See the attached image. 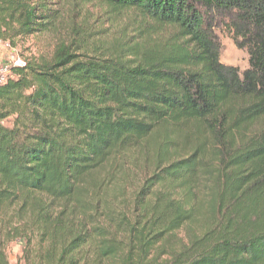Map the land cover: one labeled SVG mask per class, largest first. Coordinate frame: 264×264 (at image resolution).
Wrapping results in <instances>:
<instances>
[{
	"label": "trees",
	"instance_id": "trees-1",
	"mask_svg": "<svg viewBox=\"0 0 264 264\" xmlns=\"http://www.w3.org/2000/svg\"><path fill=\"white\" fill-rule=\"evenodd\" d=\"M67 1L0 0V41L49 34ZM105 3L157 30L61 44L0 84V264L15 242L23 264H264V0Z\"/></svg>",
	"mask_w": 264,
	"mask_h": 264
},
{
	"label": "rangeland",
	"instance_id": "rangeland-1",
	"mask_svg": "<svg viewBox=\"0 0 264 264\" xmlns=\"http://www.w3.org/2000/svg\"><path fill=\"white\" fill-rule=\"evenodd\" d=\"M219 24H222L221 20ZM220 25L214 30L220 62L243 71L247 68L248 54L245 50L236 48ZM151 30L157 29L153 23L143 19L135 11H112L105 0H68L64 5L62 20L54 31L14 42L0 41V64L13 63L15 60L24 62L41 58L49 59L59 45L72 43L75 47L87 44L98 37L97 33L100 31L107 35L108 44L112 48L128 43L129 36H143L146 31L152 32ZM160 33L166 38L170 29L162 28ZM7 75L3 73L4 77ZM126 169L131 171L129 167ZM146 173L147 168L142 165L133 169L130 173L132 181L127 180V183H121L122 186H127L125 195L132 183L142 179ZM177 239L185 240L184 234H178ZM21 247L18 242L7 247L9 264H23L20 260Z\"/></svg>",
	"mask_w": 264,
	"mask_h": 264
},
{
	"label": "built area",
	"instance_id": "built-area-1",
	"mask_svg": "<svg viewBox=\"0 0 264 264\" xmlns=\"http://www.w3.org/2000/svg\"><path fill=\"white\" fill-rule=\"evenodd\" d=\"M25 65L24 62L15 60L13 63L9 64H0V84L4 82L5 77L3 76V73L8 74L9 68L11 67H23Z\"/></svg>",
	"mask_w": 264,
	"mask_h": 264
}]
</instances>
